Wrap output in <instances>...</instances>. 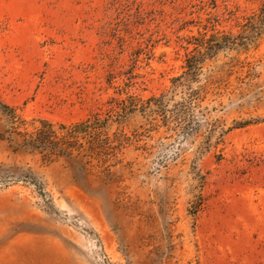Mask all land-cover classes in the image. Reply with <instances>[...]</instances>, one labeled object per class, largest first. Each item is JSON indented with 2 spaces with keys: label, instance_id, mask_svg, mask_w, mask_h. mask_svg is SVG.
I'll return each mask as SVG.
<instances>
[{
  "label": "rangeland",
  "instance_id": "1",
  "mask_svg": "<svg viewBox=\"0 0 264 264\" xmlns=\"http://www.w3.org/2000/svg\"><path fill=\"white\" fill-rule=\"evenodd\" d=\"M93 116L106 163L22 147ZM0 264H264V0H0Z\"/></svg>",
  "mask_w": 264,
  "mask_h": 264
},
{
  "label": "trees",
  "instance_id": "2",
  "mask_svg": "<svg viewBox=\"0 0 264 264\" xmlns=\"http://www.w3.org/2000/svg\"><path fill=\"white\" fill-rule=\"evenodd\" d=\"M164 96L149 100V107H155L151 111L161 117L163 126L175 124L180 127L188 111L186 99L167 108L168 101ZM109 120H101L99 116H93L86 121L70 126L61 125L58 129L48 122H41V126L34 133L21 134L24 137L22 147L26 150L37 151L47 159L53 156L72 157L75 153L77 157L92 159H102L106 163L108 158L116 150L113 143L125 140L123 133L115 132L113 137H109ZM104 158V159H103ZM90 163V162H88Z\"/></svg>",
  "mask_w": 264,
  "mask_h": 264
}]
</instances>
